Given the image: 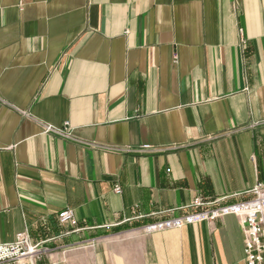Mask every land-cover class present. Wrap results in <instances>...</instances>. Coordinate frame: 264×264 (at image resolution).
Here are the masks:
<instances>
[{
    "label": "crops",
    "instance_id": "1",
    "mask_svg": "<svg viewBox=\"0 0 264 264\" xmlns=\"http://www.w3.org/2000/svg\"><path fill=\"white\" fill-rule=\"evenodd\" d=\"M256 182L264 0H0V244L25 233L38 264H245L234 216L142 228Z\"/></svg>",
    "mask_w": 264,
    "mask_h": 264
},
{
    "label": "built area",
    "instance_id": "2",
    "mask_svg": "<svg viewBox=\"0 0 264 264\" xmlns=\"http://www.w3.org/2000/svg\"><path fill=\"white\" fill-rule=\"evenodd\" d=\"M68 127L65 123L61 129L43 126V133L68 138ZM104 150H114L100 147ZM152 148L142 146L138 152L151 151ZM118 192V188L116 189ZM250 199L237 203H225L227 197L205 200L200 197L193 199L187 207L192 211L181 217H170L145 225L142 230L146 234L180 229L186 225L197 223H213L226 216H234L243 233V254L245 264H264V183L256 182L247 191ZM58 222L77 229V220L71 210H64L58 214ZM47 248L40 244H32L25 233L16 235L14 241L0 244V264H38L47 253Z\"/></svg>",
    "mask_w": 264,
    "mask_h": 264
}]
</instances>
